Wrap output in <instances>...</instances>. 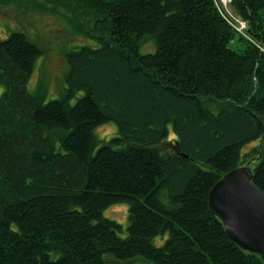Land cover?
I'll list each match as a JSON object with an SVG mask.
<instances>
[{
	"label": "trees",
	"instance_id": "1",
	"mask_svg": "<svg viewBox=\"0 0 264 264\" xmlns=\"http://www.w3.org/2000/svg\"><path fill=\"white\" fill-rule=\"evenodd\" d=\"M31 1L99 45L63 54L47 101L42 81L28 90L43 52L0 40V264H264L207 205L246 166L264 193V0H230L245 37L216 0ZM115 205L126 227L103 217Z\"/></svg>",
	"mask_w": 264,
	"mask_h": 264
},
{
	"label": "rangeland",
	"instance_id": "2",
	"mask_svg": "<svg viewBox=\"0 0 264 264\" xmlns=\"http://www.w3.org/2000/svg\"><path fill=\"white\" fill-rule=\"evenodd\" d=\"M221 16L230 25L236 36L245 37L246 23L241 20L231 9L230 0H216ZM45 7L44 5H40ZM35 6L31 0L14 1L10 5L0 6V40H5L12 33L23 34L29 42L36 45L42 52L43 56L36 62L33 76L28 83V90L33 93L39 81L46 86V100L51 101L58 99L62 90L63 75L67 68L63 59V54L74 51L79 47H98L95 41L77 34L76 30L62 16L64 11L51 10ZM88 24L91 25L89 22ZM97 21L93 22L95 28ZM240 24L244 25L241 30ZM230 48L235 49L234 46ZM152 52V46L148 43L141 49V54ZM3 89L0 88V95ZM82 96L79 94L78 97ZM116 134V128L113 124L104 125L96 130V136L100 141H107ZM169 137V141L171 140ZM169 141L166 146H169ZM254 144L246 146L243 151H248ZM164 146V148H166ZM103 217L126 227L127 225V207L124 205H115L109 207ZM163 241L156 240V246L162 245ZM125 264H150L142 258H135L124 262Z\"/></svg>",
	"mask_w": 264,
	"mask_h": 264
},
{
	"label": "water",
	"instance_id": "3",
	"mask_svg": "<svg viewBox=\"0 0 264 264\" xmlns=\"http://www.w3.org/2000/svg\"><path fill=\"white\" fill-rule=\"evenodd\" d=\"M170 145L175 155L187 159L176 143ZM252 175L248 166L228 173L211 189L207 205L220 220L226 236L264 262V193L254 185Z\"/></svg>",
	"mask_w": 264,
	"mask_h": 264
},
{
	"label": "built area",
	"instance_id": "4",
	"mask_svg": "<svg viewBox=\"0 0 264 264\" xmlns=\"http://www.w3.org/2000/svg\"><path fill=\"white\" fill-rule=\"evenodd\" d=\"M240 26H241V30L243 31L244 30V25L243 24H240Z\"/></svg>",
	"mask_w": 264,
	"mask_h": 264
},
{
	"label": "bare ground",
	"instance_id": "5",
	"mask_svg": "<svg viewBox=\"0 0 264 264\" xmlns=\"http://www.w3.org/2000/svg\"><path fill=\"white\" fill-rule=\"evenodd\" d=\"M222 1H224V0H222Z\"/></svg>",
	"mask_w": 264,
	"mask_h": 264
}]
</instances>
